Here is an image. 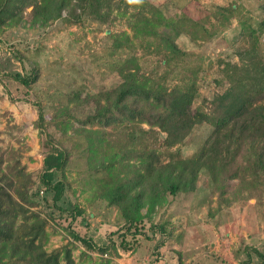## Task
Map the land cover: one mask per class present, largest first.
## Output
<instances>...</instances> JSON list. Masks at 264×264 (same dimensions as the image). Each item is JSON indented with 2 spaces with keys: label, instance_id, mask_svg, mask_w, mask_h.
Returning <instances> with one entry per match:
<instances>
[{
  "label": "trees",
  "instance_id": "16d2710c",
  "mask_svg": "<svg viewBox=\"0 0 264 264\" xmlns=\"http://www.w3.org/2000/svg\"><path fill=\"white\" fill-rule=\"evenodd\" d=\"M94 1L0 0V35L6 27L26 24L25 14L31 7V26L45 27L60 18L80 22ZM236 11V4H232L201 8L199 17L187 13L168 17L148 0H121L119 12L128 17L133 37L147 42V47L158 55L159 66L149 70L137 58L127 59L130 72L117 86L85 96L80 91L69 94L68 104L60 109L61 119L55 125L63 126V137L72 143V149L79 148L86 155L88 170L100 175L98 179L92 177L93 195L117 208L127 232L135 229L133 236L139 234L138 225L168 196L195 192L203 171L208 173L214 193L222 198L224 172L236 166L230 178L245 182L247 173L241 163L254 160L259 181L254 196L264 195V56L259 49L258 29L246 21L239 22L244 44L236 49L238 61L231 63L222 81H218L224 87L220 106L215 105L214 98L203 99L197 106L202 70L194 60L196 55L182 50L177 42L183 28L191 24L201 26L213 38L230 28ZM259 26L264 30V18ZM115 45L130 49V41L124 44L119 40ZM6 76L27 89L39 79L36 70L30 75L13 72ZM170 78L177 83L170 85ZM85 105L94 106L92 113L84 119L75 117L71 108ZM37 112L34 125L45 134L50 146L38 176L22 164L19 153L10 163L0 145V264H75L70 243L51 251L46 248L50 218L37 209L40 201L33 192L37 184L52 194L56 209L69 214L71 219L65 228L87 250L110 258L118 256L119 250H134L137 239L123 235L120 244L109 241L98 245L73 226L85 211L78 206L69 209L60 205L69 187L66 168L71 152L45 130L40 105ZM204 125L210 127L205 140L194 154L184 156L180 147L196 127ZM69 130L73 131L71 135ZM161 231L165 233L163 227ZM244 252L248 259L240 264H251L252 253L264 263V253L250 247Z\"/></svg>",
  "mask_w": 264,
  "mask_h": 264
},
{
  "label": "rangeland",
  "instance_id": "374dc122",
  "mask_svg": "<svg viewBox=\"0 0 264 264\" xmlns=\"http://www.w3.org/2000/svg\"><path fill=\"white\" fill-rule=\"evenodd\" d=\"M148 1L168 17L182 13L199 17L201 8L237 6L230 28L224 32L211 38L201 26L191 24L183 28L177 41L182 50L196 55L194 60L202 70L197 106L203 99L211 98L215 105H223L224 87L218 81H222L228 66L238 61L236 49L244 44L239 36V22L246 21L258 29L259 49L264 56V30L259 26L264 18V0ZM120 2L95 0L80 22L69 23L60 18L45 27L31 26L28 19L31 7L25 14L26 24L6 27L0 35V145L6 151L7 160L11 163L19 153L29 172L35 176L42 172L50 146L45 134L34 125L38 121L37 105H40L46 119L45 130L71 152L66 168L69 187L60 205L69 209L78 206L85 211L84 217L73 226L98 245L109 241L120 244L123 235L138 241L134 250H119V255L113 258L87 250L69 236L65 228L71 219L69 214L56 209L52 194H47L37 184L33 189L40 201L37 209L43 217L50 218L45 241L47 250L70 243L75 264H240L248 259L243 253L245 247L264 253V195L254 196L259 186L254 160L241 163L247 173L245 182L230 178L236 166L224 172L223 199L214 193L211 179L203 171L195 192L168 196L166 202L138 225L136 236L131 234L134 228L127 232L116 207L108 206L93 195L92 177L98 179L100 175L88 170L86 155L79 148L72 149V143L63 137V126H56L55 122L60 121V109L68 104L69 94L80 91L85 96L117 86L130 72L127 59L137 58L149 70L159 66V57L147 47V42L133 37L128 17L119 12ZM119 40L124 44L130 41V49L118 48L115 44ZM34 70L38 71L39 79L31 89L6 76L13 72L30 75ZM169 83L173 85L177 80L170 78ZM93 107L71 109L75 117L84 119L92 113ZM209 132V126L196 127L180 147L182 154H194ZM72 133L69 130V134ZM146 212L144 209L143 213ZM251 264L264 263L252 253Z\"/></svg>",
  "mask_w": 264,
  "mask_h": 264
},
{
  "label": "clouds",
  "instance_id": "9594fccd",
  "mask_svg": "<svg viewBox=\"0 0 264 264\" xmlns=\"http://www.w3.org/2000/svg\"><path fill=\"white\" fill-rule=\"evenodd\" d=\"M129 3H140V0H128Z\"/></svg>",
  "mask_w": 264,
  "mask_h": 264
}]
</instances>
